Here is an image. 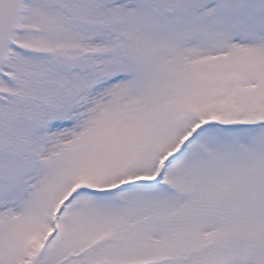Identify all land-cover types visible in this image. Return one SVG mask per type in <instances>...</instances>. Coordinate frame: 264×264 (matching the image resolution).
Returning <instances> with one entry per match:
<instances>
[{"label":"snow or ice","instance_id":"snow-or-ice-1","mask_svg":"<svg viewBox=\"0 0 264 264\" xmlns=\"http://www.w3.org/2000/svg\"><path fill=\"white\" fill-rule=\"evenodd\" d=\"M0 264H264V0H0Z\"/></svg>","mask_w":264,"mask_h":264}]
</instances>
